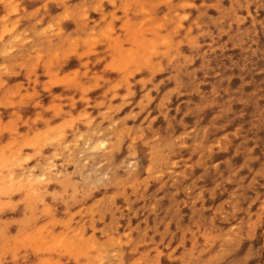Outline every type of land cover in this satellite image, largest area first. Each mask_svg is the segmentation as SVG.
Here are the masks:
<instances>
[{"label": "rangeland", "instance_id": "1", "mask_svg": "<svg viewBox=\"0 0 264 264\" xmlns=\"http://www.w3.org/2000/svg\"><path fill=\"white\" fill-rule=\"evenodd\" d=\"M12 25L0 164L48 178L0 179V264H264V0H0Z\"/></svg>", "mask_w": 264, "mask_h": 264}, {"label": "bare ground", "instance_id": "2", "mask_svg": "<svg viewBox=\"0 0 264 264\" xmlns=\"http://www.w3.org/2000/svg\"><path fill=\"white\" fill-rule=\"evenodd\" d=\"M13 33H14L13 25L11 27L4 26L3 29L1 30L0 40H2L5 35L19 36L20 34V33H17L14 35ZM104 139L105 138L101 136L92 138L91 135H88V134L84 135V143L87 145L88 148L94 147L95 146L94 143H99L101 146L106 147L107 143H106V140ZM48 140H50V138L44 139V141H48ZM122 151H125V147L123 146V143L120 142L116 145V149L109 155L110 160L112 161V163L115 165L116 168L117 166H119L120 162L122 161L121 160ZM127 151H129L130 154L133 155V156H130V159L141 163V159L145 155V147L143 145L135 144L134 147L129 146L127 148ZM18 165H19V162L14 157H11L9 163L5 161L0 164V179H2V182L3 180H9L12 184L14 183L16 185L22 184L24 186L25 185L30 186L32 184H35V182L47 180L48 178L45 172H35L33 171V169H30V168L24 169L19 173H14V167ZM151 168H152V163L150 162L148 166L146 167V169L150 171ZM115 172L118 176H121L122 169L118 168L116 169ZM76 178L77 180H75L73 183L75 190L72 192L73 193V197H71L72 200H75L76 198H78L79 190H76V187L83 186L84 183L86 182H92L94 184L98 182L96 178L93 179L89 175H83L82 173L76 174ZM64 201L65 200H63V202ZM8 219L11 223L20 222L21 225L23 226L27 224V217L22 210H18L15 213L14 217H9ZM60 244L68 248V246L75 245V239H72V238L66 239V240L61 241ZM117 244H118V240H115L114 243L112 244L106 241L102 243H96V244L88 243L86 248L88 252L89 250H91L90 255H92L94 259L97 260L96 261L97 264H124L125 262L127 263L128 254L125 251L120 250ZM107 251L108 253L109 252L112 253V255L115 258V262L106 259V256H108ZM16 253L17 252L13 251L12 254H16Z\"/></svg>", "mask_w": 264, "mask_h": 264}]
</instances>
